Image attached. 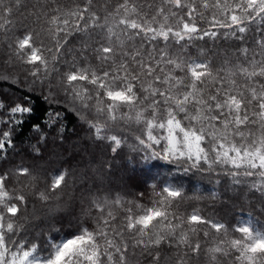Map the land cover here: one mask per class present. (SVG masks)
I'll return each mask as SVG.
<instances>
[{
	"label": "snow or ice",
	"instance_id": "obj_1",
	"mask_svg": "<svg viewBox=\"0 0 264 264\" xmlns=\"http://www.w3.org/2000/svg\"><path fill=\"white\" fill-rule=\"evenodd\" d=\"M0 50L25 93L0 94V264H264V0H0ZM37 90L96 153L46 155L37 127L10 158ZM45 127L65 142L59 110ZM116 160L176 177L130 190ZM184 177L223 186L221 208L189 212Z\"/></svg>",
	"mask_w": 264,
	"mask_h": 264
},
{
	"label": "trees",
	"instance_id": "obj_2",
	"mask_svg": "<svg viewBox=\"0 0 264 264\" xmlns=\"http://www.w3.org/2000/svg\"><path fill=\"white\" fill-rule=\"evenodd\" d=\"M22 17H17V23L22 22ZM2 51V50H0ZM24 91H27L26 89ZM0 94H5L7 97H14L16 99H23L25 93L14 84L12 80L5 81L3 76H0ZM31 105L32 112L30 115L23 118V123L16 126L13 129V140L15 148L9 150L10 158L14 160H20L26 158L31 150L33 144L36 143L35 128L39 127L48 135V140L44 146L45 154L56 153L62 160L76 165L79 160L80 153L92 152L96 153L95 145H90L85 135V125L80 121L78 115L66 108H62L56 104L50 105L43 97L40 96L37 90L35 94H32L27 101ZM53 110L60 111V119L62 120L65 132V142L59 144L55 139V131L48 130L45 127V123L48 120V114ZM75 129V131H73ZM87 160L88 157L85 156ZM102 159V158H101ZM113 181L116 184L127 185L130 190H142L145 187V180L149 176L159 174L162 179L172 180L176 177V173L170 171L171 166L158 163L156 167L150 171L137 168L133 170L131 167L126 168L120 160H116L113 165ZM185 187H191L192 183H196V191L205 196L203 200H188L185 202L184 207L191 212L194 208H205L215 203L217 208H221L219 200L213 202L207 199V195L212 190L223 192V186L216 187L208 180H203L199 183L189 180L187 177L183 178ZM150 192V189H149ZM246 203V202H245ZM239 211V209H237ZM247 211V208L245 209ZM222 215H228L227 210L221 212ZM254 215H256L254 213ZM63 229L59 233L60 236H69L74 231V219L71 214L64 217ZM38 235V233H35Z\"/></svg>",
	"mask_w": 264,
	"mask_h": 264
}]
</instances>
